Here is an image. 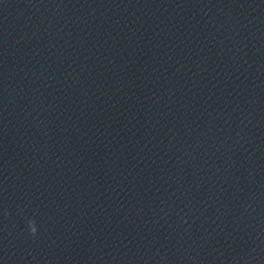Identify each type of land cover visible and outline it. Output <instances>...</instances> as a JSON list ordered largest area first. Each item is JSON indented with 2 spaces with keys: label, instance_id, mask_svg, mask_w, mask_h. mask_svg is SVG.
I'll use <instances>...</instances> for the list:
<instances>
[{
  "label": "clouds",
  "instance_id": "1",
  "mask_svg": "<svg viewBox=\"0 0 264 264\" xmlns=\"http://www.w3.org/2000/svg\"><path fill=\"white\" fill-rule=\"evenodd\" d=\"M29 232H30V235H32L33 237H35L36 231L35 232L29 231Z\"/></svg>",
  "mask_w": 264,
  "mask_h": 264
}]
</instances>
